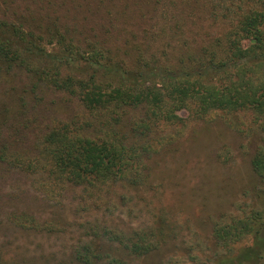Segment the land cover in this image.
<instances>
[{
    "label": "trees",
    "instance_id": "16d2710c",
    "mask_svg": "<svg viewBox=\"0 0 264 264\" xmlns=\"http://www.w3.org/2000/svg\"><path fill=\"white\" fill-rule=\"evenodd\" d=\"M184 1H157L163 18L155 24L159 32L143 35L126 30L125 23L120 27L119 18L112 16L119 0L96 1L89 29L93 37L79 39L77 28L60 19L39 28L29 25L24 15L0 16V77L16 72L30 80L15 87L11 101L0 102V138L6 129L20 133L26 127L47 89L77 100L86 111L71 119H53L35 148L27 151L0 139V170L32 177L34 186L59 201L71 189L98 195L120 182L138 184L150 154L157 151L149 142L154 127L185 123L180 113L202 118L213 110L251 111L264 130V78L256 70L264 61V0ZM197 4L218 35L206 34L210 38L199 47L174 48L176 39L184 36L180 19L189 17ZM174 7L178 11L170 16ZM161 39L173 42L165 45L163 55L152 46ZM117 40L123 43L118 45ZM133 110L143 116L133 121ZM253 167L264 178V147L257 150ZM10 216L23 229H59L26 212ZM262 216L263 211L255 209L218 222L214 236L219 243L237 242L252 233ZM93 227L137 256L159 245L141 228L127 232L97 223ZM93 246L76 248L74 260L125 264L124 259ZM263 251L264 225L251 247L223 264H257Z\"/></svg>",
    "mask_w": 264,
    "mask_h": 264
},
{
    "label": "rangeland",
    "instance_id": "374dc122",
    "mask_svg": "<svg viewBox=\"0 0 264 264\" xmlns=\"http://www.w3.org/2000/svg\"><path fill=\"white\" fill-rule=\"evenodd\" d=\"M96 1L0 0V16L24 15L29 25L39 28L60 19L77 28V39L93 37L89 29ZM157 1L168 2L119 0L112 16L119 18L120 27L125 23L126 30L134 33H158L155 24L163 18L156 9ZM176 10L171 8L170 16L176 15ZM180 21L184 36L176 39L174 48L199 47L210 38L206 34L218 35L202 5H194L190 16ZM115 42L120 45L123 40ZM172 43L154 41L153 50L163 55L165 45ZM262 63L256 70L264 78ZM4 76L0 77V102L11 101L15 87L30 82L26 75L16 72ZM37 106V115L30 116L26 127L20 133L6 129L1 143L27 151L35 148L38 136L53 119L86 113L77 100L50 89L43 92V101ZM180 114L186 117L185 123L154 127L149 142L157 151L150 154L145 175L135 185L120 182L98 195H89L82 188L71 189L57 201L34 186L32 177L0 170V264H80L74 260V252L87 243L103 254L124 259L125 264H223L251 247L257 230L264 225V178L253 167L257 150L264 147V130L251 111L213 110L202 118ZM140 116L141 112L133 110L131 119ZM255 209L263 211V216L251 234L230 244L216 240L215 224ZM12 212H26L59 229L20 228L10 219ZM96 223L127 232L141 228L159 245L137 256L97 233L93 227ZM257 264H264V251Z\"/></svg>",
    "mask_w": 264,
    "mask_h": 264
}]
</instances>
